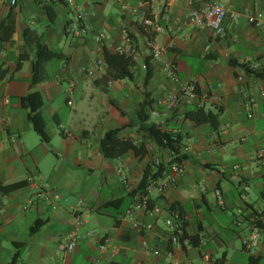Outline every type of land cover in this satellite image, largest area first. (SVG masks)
<instances>
[{
    "label": "crops",
    "instance_id": "0c3cea01",
    "mask_svg": "<svg viewBox=\"0 0 264 264\" xmlns=\"http://www.w3.org/2000/svg\"><path fill=\"white\" fill-rule=\"evenodd\" d=\"M16 2L0 4V24L12 9L16 16L12 39L0 45V69L8 71L0 79V184L23 186L6 195L0 192V264H10L17 252L16 264H169L164 255L145 252L142 241L166 252L170 244L164 220L174 204L185 215L187 235L197 238L194 245L173 247L175 264H204L205 255L214 264H264V217L257 254L250 255L242 242L251 231L246 216L264 213V79L247 74L245 91L236 79L244 62L264 70V29L248 22L252 16L264 20V0H74L73 6L65 0ZM209 2L223 3L228 10L223 37L188 23L191 11ZM47 6L56 17L53 23ZM147 20L162 26L151 33L166 48L159 60L145 47ZM76 23L88 32L72 35L70 27ZM124 31L138 47L131 57L133 80L111 79L106 66L91 76L80 70L102 57L97 33L105 34L103 46L115 54ZM39 43L65 56L64 61L48 62V79L33 88L44 100L39 124L48 141L34 131L21 104L31 92ZM148 59L152 78L145 85ZM164 62L171 63L182 81L196 84L198 100H186L171 111L159 104L174 87L162 72ZM210 84L215 90L204 101L201 96ZM145 90L154 100L151 120L183 137L186 166L176 186L164 196H152L151 206L159 205L163 212L151 232L134 230L123 219L133 202L128 195L147 166L167 163L171 154L153 143L143 157L130 152L110 160L99 151L110 130L121 129L120 138L136 144L144 141L135 126ZM250 97L255 102L248 107ZM200 108L220 112L217 129L185 117ZM120 199L115 207L108 206ZM137 218L142 225L151 222L143 213ZM78 221L83 238L66 251L65 236ZM37 222L42 225L32 233Z\"/></svg>",
    "mask_w": 264,
    "mask_h": 264
},
{
    "label": "built area",
    "instance_id": "2783aa9c",
    "mask_svg": "<svg viewBox=\"0 0 264 264\" xmlns=\"http://www.w3.org/2000/svg\"><path fill=\"white\" fill-rule=\"evenodd\" d=\"M5 0H0V4H2ZM66 3L70 6H73L74 0H65ZM101 1V0H96ZM121 3V0H117ZM16 0H10V4L12 6L16 5ZM143 5V4H142ZM141 5V6H142ZM127 9L126 6H124ZM228 17V10L223 3L220 2H209L204 4L199 8H195L191 11L188 23L191 24L195 28H203L211 31L214 36L216 37H223L226 33L225 28V20ZM231 17L235 20L236 16L231 15ZM248 22L256 28L264 29V20L261 16H252L248 18ZM144 32L147 35L145 41V47L148 50L152 59L159 60L161 55L166 51L165 47L159 46L155 43L154 40L151 38V33L153 32H160L162 31V26L158 23L153 22L152 20H147L144 22L143 27ZM88 29L83 26L82 23L73 24L70 27V33L72 35L78 36L80 34L87 33ZM95 41L99 45V52L102 51L103 44L106 41V36L104 33H97L95 35ZM115 54L133 57L138 53V47L134 42L133 38L129 34V32L124 31L122 34V39L119 44L114 47ZM106 66L104 58H98L94 61H91L87 65L81 66L80 70L84 72L86 75H93L95 70ZM146 66L144 64L143 69ZM259 71L261 70L258 64H252L251 62H244L242 63L241 69L236 74V79L240 83L241 91H245L244 80L246 75L248 74L247 71ZM162 72L172 82L174 85L172 93L167 97L165 101H161L159 104H163L166 106L168 110H174L183 104L186 100H198L200 95L197 91V86L194 82H184L182 81L174 67L169 62H164L162 64ZM73 87V85H72ZM216 88L220 89L221 85H216ZM215 90V86L210 84L207 86L206 91L201 96L202 100L206 101L212 98V94ZM261 96L264 97V91L261 92ZM217 101L220 103V98H217ZM255 99L253 97L248 98L247 106H251L254 104ZM251 117V115L249 116ZM177 133L176 131H173ZM156 164H159L158 162ZM185 164L183 162L173 163L168 172L163 174V177L160 179H151L147 187L142 193L137 194L133 198L132 204L128 207L126 212L123 215V219L128 221L130 226L134 230H138L141 227L144 230L151 232L154 229L153 221L159 217V215L163 212V208L159 205L151 206V200L154 193H157L160 196H164L166 192L176 186L184 174L185 171ZM29 183H31L32 187L38 189V186L34 184L33 179H29ZM216 196L218 197L219 202H222V196L219 191H216ZM146 214L150 219L151 222L142 225V223L138 220V214ZM243 211H240L242 214ZM264 217V213L260 212L255 216H252L249 220V224L251 227V231L249 234L243 237L242 242L244 249L252 256L257 254V247L258 243L262 238V233L260 228L255 226L256 222H262ZM165 228L168 234V242L170 247L166 250L164 254L158 249L152 248L148 240L142 241V248L145 252H150L154 256H165L168 260L169 264H175L173 261V247L175 246H191L190 237L187 235L186 228L183 225V219L178 211L173 209H168L167 216L164 220ZM82 222L78 221L76 226L70 230L65 236V250L66 251H73L78 243L83 238L80 228ZM103 248V246L101 247ZM204 264H214L209 256H204Z\"/></svg>",
    "mask_w": 264,
    "mask_h": 264
},
{
    "label": "trees",
    "instance_id": "16d2710c",
    "mask_svg": "<svg viewBox=\"0 0 264 264\" xmlns=\"http://www.w3.org/2000/svg\"><path fill=\"white\" fill-rule=\"evenodd\" d=\"M46 11L49 15L50 21L55 22L56 17L52 14L50 6L46 7ZM16 31V16L14 9H12L5 20L0 24V45L10 41ZM102 57L104 58L105 65L108 70V75L111 79H128L133 80L134 74L132 73V61L131 57L122 56L118 54H111L104 46L102 48ZM150 58V57H149ZM65 56L61 51L53 50L44 43H39L35 49V56L33 59L32 75L30 79L31 92L21 99L22 106L29 111L30 122L34 131L40 136L42 141H48L49 138L46 135L45 127L39 124L40 113L39 111L44 106V100L39 92L33 91V88L46 81L48 79L46 64L50 61H64ZM231 67L236 68V63L230 64ZM146 68L144 83L147 85L148 81L152 78V69L150 66V60L148 59L145 64ZM248 75H255L258 78L264 79V70L259 71H247ZM8 74V71L0 69V79H3ZM154 100L151 98L149 92L145 90L144 101L140 104V108L137 112V118L139 124L135 126L136 130L143 135L144 141L141 144H136L131 139H121L119 133L121 129H115L108 131L100 143V154L110 160L118 159L130 152L134 153L137 157H143L147 153V144L153 143L161 149L167 150L172 159L167 163H154L147 166L144 175L139 182L138 187L129 193V197H135L137 194L142 193L151 179H160L163 174L168 172L170 166L173 163L182 162L185 159V155L182 153L184 146L183 137L179 133L169 130L167 126L155 123L151 120V112L153 109ZM185 117L196 124H210L214 129L219 126L220 112L205 111L203 108L197 110H191L186 113ZM168 125V124H167ZM23 184H13L3 186L0 184V192L4 195L12 193L16 189L22 187ZM122 199L112 201L108 204L110 207H115L120 204ZM152 204V202H151ZM173 210L180 213L183 219V225L187 228V222L182 209L178 205H172ZM257 215L255 212L251 213V216H246V220H250L252 216ZM42 223L37 222L32 228V233L37 232ZM255 226L258 228L263 227V222H256ZM191 244L197 243V238L190 237ZM20 255L17 252L10 264H16Z\"/></svg>",
    "mask_w": 264,
    "mask_h": 264
},
{
    "label": "rangeland",
    "instance_id": "374dc122",
    "mask_svg": "<svg viewBox=\"0 0 264 264\" xmlns=\"http://www.w3.org/2000/svg\"><path fill=\"white\" fill-rule=\"evenodd\" d=\"M51 73H53V69H52Z\"/></svg>",
    "mask_w": 264,
    "mask_h": 264
}]
</instances>
